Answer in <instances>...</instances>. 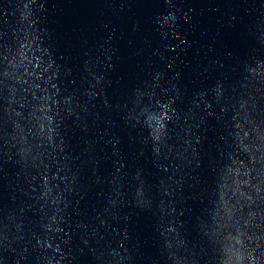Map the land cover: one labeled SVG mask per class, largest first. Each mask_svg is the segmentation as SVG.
I'll return each mask as SVG.
<instances>
[{
	"label": "water",
	"instance_id": "water-1",
	"mask_svg": "<svg viewBox=\"0 0 264 264\" xmlns=\"http://www.w3.org/2000/svg\"><path fill=\"white\" fill-rule=\"evenodd\" d=\"M171 2L169 27L165 0H37L33 31L0 0L6 264H223L264 232V0Z\"/></svg>",
	"mask_w": 264,
	"mask_h": 264
},
{
	"label": "clouds",
	"instance_id": "clouds-1",
	"mask_svg": "<svg viewBox=\"0 0 264 264\" xmlns=\"http://www.w3.org/2000/svg\"><path fill=\"white\" fill-rule=\"evenodd\" d=\"M165 4L170 8H175V11H169L166 15H162L158 17V20L160 24L167 25L170 27L172 24H174L177 21V15L180 12V9L177 8L176 5L171 2V0H165ZM42 8H43V4H37V0H23V10L21 11L20 9V18L21 20H26L28 22V28L33 29V31H35L34 26L38 19L35 16V12L39 11ZM261 8L264 9V2L261 3ZM180 18L185 19V20L187 19L186 16H182ZM260 21L264 23V15H262ZM14 39L16 40L18 47L16 49H13L12 56L4 57V59L7 61V64L5 67V71L3 72V75L10 79H14L17 83H19L25 76H31L33 74L28 71V65L32 63V60L28 59L27 63H25V60L27 58L25 56L24 50L30 47L31 44L36 43L38 40V37L36 35L31 34V41L29 43L21 42V39L19 36L14 37ZM259 42L261 43V45H264V32L260 33ZM36 48H40L39 43H36ZM21 68H23L24 71L21 73H18L17 70ZM94 79H96L97 84L100 83L99 79L95 77ZM216 86L217 87L220 86L219 82L217 83ZM36 87H38V85H36ZM53 87H55V85H53ZM14 91L15 90L13 89V92ZM33 98L35 99V96H33ZM11 102L12 101L10 100L9 103ZM68 105L69 107L67 108V112L69 113V115H74L70 100L68 102ZM13 111L15 110L13 109ZM16 115H20V113L17 112ZM160 119H163V117H161ZM48 122H49L48 139L49 141H51L52 139L51 134L55 131V129L51 127V124H52L51 118H48ZM157 122L159 123V121ZM60 123H63V121L60 120L57 123V127L59 126ZM160 127H163V125L161 124ZM237 127H240V126L237 124ZM231 134L232 133H229V135ZM247 135L248 133L245 132L244 137H246ZM237 137H239V133H237ZM13 139H15V137H13ZM21 139H23V137H21ZM153 139L158 140L159 137L154 136ZM240 140H241V144H243V138H240ZM154 151L158 152L159 149L154 148ZM257 191H259V189ZM243 195L244 194L241 193V196ZM249 199H251V197H249ZM221 200L223 201V196L221 197ZM250 215H254V214H250ZM262 237H264V232H262L260 236H256L255 233H253L252 236L249 237V236H246L245 233L237 229V234L235 236L230 235L229 237H227L228 243L225 245V248H224V252L227 255V259L224 260L223 264H264V250H261L262 244H264V239H262ZM245 240H247L248 242L245 243ZM65 243H67V241H65ZM5 247L7 248L9 246L5 245ZM49 247H51V245H49ZM207 254H208L207 249L203 245H200L199 251L192 253L193 256L197 257V259H193L195 264H200L199 257L207 256ZM171 257L173 261H175L174 253L171 254ZM192 261H190V264H192ZM0 264H6L5 258L0 257ZM49 264H52V262L49 261Z\"/></svg>",
	"mask_w": 264,
	"mask_h": 264
}]
</instances>
